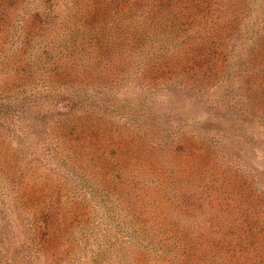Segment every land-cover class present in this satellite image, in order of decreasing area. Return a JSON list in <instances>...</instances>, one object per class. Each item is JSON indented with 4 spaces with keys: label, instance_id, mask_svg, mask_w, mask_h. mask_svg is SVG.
Wrapping results in <instances>:
<instances>
[{
    "label": "rangeland",
    "instance_id": "rangeland-1",
    "mask_svg": "<svg viewBox=\"0 0 264 264\" xmlns=\"http://www.w3.org/2000/svg\"><path fill=\"white\" fill-rule=\"evenodd\" d=\"M0 264H264V0H0Z\"/></svg>",
    "mask_w": 264,
    "mask_h": 264
}]
</instances>
